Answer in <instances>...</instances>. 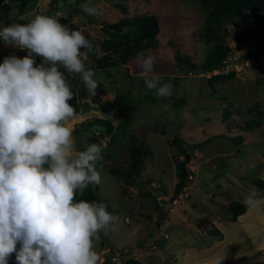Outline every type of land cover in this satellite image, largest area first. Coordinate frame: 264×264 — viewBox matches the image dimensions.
<instances>
[{
	"label": "rangeland",
	"instance_id": "1",
	"mask_svg": "<svg viewBox=\"0 0 264 264\" xmlns=\"http://www.w3.org/2000/svg\"><path fill=\"white\" fill-rule=\"evenodd\" d=\"M112 1L124 2L126 13L113 7ZM7 4L10 24L46 11L61 17L71 29L81 30L94 47L90 48L94 55L85 50V64H93V56L102 51L99 41L106 33L101 20L112 22L142 12L157 17L154 47L116 66L89 68L100 83L94 96L78 74L60 67L77 97V116L70 122L77 146L85 149L93 137L102 147V159L96 164L101 175L97 202H105L118 218L96 243L100 264L115 263L111 256L125 251L143 264H209L213 258L228 264H264V189L251 182L254 177L264 179V121L246 126L264 116V29L250 11L232 17L239 26L231 18L208 25V37L213 38L206 41L200 31L205 13L193 0H24L21 4L7 0ZM85 5H98L102 14L88 15ZM216 45L228 47L226 55L252 54L255 59L218 72L185 71L175 65L174 52L197 63ZM12 54L22 58L27 52L0 39V63ZM147 56L155 58L154 72L162 82L173 85L171 96L158 99L154 90L146 88L139 61ZM40 59L36 57L37 63ZM124 90L134 104L132 118L129 126L114 134L123 112L110 103L115 93ZM93 117L109 119L113 129L85 128L83 122ZM129 137L142 144L144 153L132 182L125 183L112 169L126 166ZM185 154V185L175 192L176 166ZM252 190L258 193L257 203L247 206L243 201ZM160 198L165 201L158 203ZM230 200L244 203V212L232 218L225 210ZM155 205L162 213L158 225ZM213 228L219 234L208 232ZM9 264H15L14 255Z\"/></svg>",
	"mask_w": 264,
	"mask_h": 264
},
{
	"label": "clouds",
	"instance_id": "2",
	"mask_svg": "<svg viewBox=\"0 0 264 264\" xmlns=\"http://www.w3.org/2000/svg\"><path fill=\"white\" fill-rule=\"evenodd\" d=\"M83 11L102 14L98 5ZM0 39L27 52L0 63V264L13 255L15 264H100L96 243L118 218L105 202L76 199L101 183L102 147L77 146L73 92L60 71L78 74L94 96L100 83L85 64L91 43L81 30L43 13L0 27ZM154 64L153 56L140 59V78L158 99L169 97L173 85L162 82ZM257 196L252 190L243 202L255 206Z\"/></svg>",
	"mask_w": 264,
	"mask_h": 264
},
{
	"label": "trees",
	"instance_id": "3",
	"mask_svg": "<svg viewBox=\"0 0 264 264\" xmlns=\"http://www.w3.org/2000/svg\"><path fill=\"white\" fill-rule=\"evenodd\" d=\"M11 1V0H10ZM21 4L24 0H12ZM198 3L201 9L204 11V24L202 27V35L205 37V40L208 41L209 37L212 39L210 34L208 37L209 27L211 24L219 25L223 21L230 20L231 23L239 26V24L232 19V17H238L243 11H250L254 18V22L264 29V0H193ZM113 2V7L118 8L121 13H126V5L124 2L118 3ZM10 4H7V0H0V27L7 26L10 24L8 20V10ZM47 14L46 11L42 12ZM61 22L62 18H58ZM29 20L18 19L16 23H27ZM101 26L106 37L99 41V46L101 48V53L94 57L93 64H86L88 68H99L104 69L111 66H116L122 64L130 59L135 58L140 55L148 47H154L156 43L155 33L158 29L157 17L154 14L142 12L133 14L128 17H122L116 21H106L101 20ZM85 37L91 43V49H93V42ZM228 47L223 49V46L216 45V47L211 48L205 54V57L200 62H194L191 60L190 56L180 55L178 52H174L175 65L178 69H183L185 71H193L195 69H203L205 71H211L213 68L220 67L223 63L226 51ZM91 53L93 52L90 50ZM94 55V52L92 53ZM73 98L69 101L70 104L78 111V102L74 90ZM113 109L123 112L122 120L116 125L114 129V134L116 132H122L123 128H126L130 125L132 112L134 109V104L132 102L131 96L127 90L120 91L114 94L111 103ZM256 108V107H255ZM261 112V111H258ZM264 121V116L260 119H251L246 123V126H258L261 122ZM85 128L90 126H97L104 129L107 132H110L113 129V126L109 119L102 117H93L83 122ZM112 136V135H111ZM111 138V137H110ZM89 140L92 143H95L96 139L90 137ZM110 143V139L108 140ZM126 149L128 153L126 166L124 169L118 171L112 169L113 172H116L125 183L132 182V176L136 174L142 163V155L144 153L142 149V144L138 143L133 137H129L126 142ZM105 157L109 156V153L106 152ZM185 159H181L177 163V181L174 185V191L178 192L185 185V176L187 175ZM251 182L258 188L264 189V179L259 177L251 178ZM77 200L85 199L89 202L98 201L97 197V187L96 185H90L84 192L83 196L77 194ZM245 206L244 203L236 200H230L225 206V210L232 216V218L238 214L244 212ZM208 232L218 233V229H210ZM258 252V251H257ZM126 255L125 264H143L140 260L134 256H128V251H125ZM105 260V259H104ZM105 262V261H104ZM222 264H228L226 260H221ZM105 264H108L105 262ZM173 264V263H169ZM255 264H263L262 262L256 261Z\"/></svg>",
	"mask_w": 264,
	"mask_h": 264
},
{
	"label": "built area",
	"instance_id": "4",
	"mask_svg": "<svg viewBox=\"0 0 264 264\" xmlns=\"http://www.w3.org/2000/svg\"><path fill=\"white\" fill-rule=\"evenodd\" d=\"M236 56H238L241 59L238 60ZM236 56L230 53L227 54L224 57L223 63L221 64V66L217 68H213L212 71L218 72V71L228 70V69L231 70V68L236 67L238 65L249 64L251 61L255 59L254 55L252 56V54H247L243 57H241V54H237ZM125 256L126 255L124 254V252L122 253L115 252V254L111 256L112 258L111 260H116V262L114 263L112 261H108V264H121L122 258H125Z\"/></svg>",
	"mask_w": 264,
	"mask_h": 264
},
{
	"label": "water",
	"instance_id": "5",
	"mask_svg": "<svg viewBox=\"0 0 264 264\" xmlns=\"http://www.w3.org/2000/svg\"><path fill=\"white\" fill-rule=\"evenodd\" d=\"M186 159H187V155L185 154V160ZM164 201H165L164 198H160V199H158L157 202L160 203V202H164ZM153 209L156 211V225H158V221L160 220L162 213H161L160 209L157 208L156 205L153 207Z\"/></svg>",
	"mask_w": 264,
	"mask_h": 264
}]
</instances>
